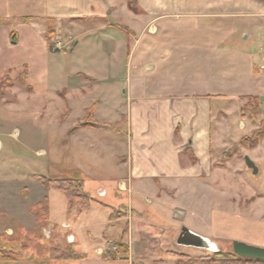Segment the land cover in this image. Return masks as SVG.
Masks as SVG:
<instances>
[{"label":"crops","instance_id":"1","mask_svg":"<svg viewBox=\"0 0 264 264\" xmlns=\"http://www.w3.org/2000/svg\"><path fill=\"white\" fill-rule=\"evenodd\" d=\"M249 97L260 99L264 119V0H137L136 10L128 0H0V133L30 151V130L8 118L31 112L20 102L40 101L46 126H60L75 148L87 138L101 161V146L117 157L119 188L129 192L125 217L112 220L109 206L96 199L89 210H75V221H62L75 232L54 237L49 205L52 192L61 191L46 187L40 173L26 181L0 169V252L11 257L0 253V264H142L125 241L128 252L102 255L110 228L150 206L187 222L191 208L176 200L185 193L197 200L218 178L216 149L232 134L245 135L240 108ZM75 98L82 100L81 118L73 122ZM54 103L57 110L49 108ZM88 110L93 121L117 128L80 126ZM7 155L17 154L8 147L0 159ZM95 184L97 196L107 197L105 181ZM63 209L74 213L68 198ZM222 209L209 208L217 237L234 241L225 230L241 225L264 235L255 217ZM87 212L96 219L80 239ZM124 228L131 231L130 222ZM249 239L239 241L264 244ZM62 245L78 256L53 259L52 248ZM170 263L200 264L178 256L155 260Z\"/></svg>","mask_w":264,"mask_h":264},{"label":"rangeland","instance_id":"2","mask_svg":"<svg viewBox=\"0 0 264 264\" xmlns=\"http://www.w3.org/2000/svg\"><path fill=\"white\" fill-rule=\"evenodd\" d=\"M4 83H8V81L5 80ZM11 83L12 81L10 80ZM86 98L87 95L84 101H87ZM80 101L82 100L75 98L76 108L72 116L73 122L77 118H81L79 113L81 107L79 105ZM20 103L25 109L24 112H27V107H30L31 112L24 116L16 115L14 118L9 117L8 119L14 122L23 132L26 129L30 130L31 144L33 146L29 151L24 146H21L19 142L17 143L14 139H10L0 133V141L4 144V150L0 152V156L8 147L17 154L16 156L7 155L2 157L0 159V169L10 174L18 175L21 179L25 178L26 181L31 180L32 173H40L46 178L52 179H69L80 176L84 179V182L80 184L83 192L93 197L95 201L98 199L102 203H105L107 207L109 206L111 209L108 212L109 215L112 216L114 214L116 218L125 217L128 214V210L125 207L128 203L129 192L119 188L121 178L117 177L119 173L116 172L117 165L115 160H117V157L115 159V156H110L107 151L104 152L105 150L101 146L97 150L101 154L104 153L103 155L106 159L105 162L101 161L93 153L96 148L89 147L87 138L84 140L86 144L83 147H80V149L75 148L69 136L64 137V132H62L60 126L57 128L50 126L48 128L46 126V116H40V101L25 105L23 102ZM248 104L249 106L244 108ZM49 106V108L57 110L55 103ZM54 113L55 111H53V118H60L61 113L56 116ZM240 113L245 118H248L244 121L248 123V129L244 136L241 135L240 139L236 138L238 134H232V136L227 137V143L216 149V162L219 167V170H217L218 178L209 180L211 186L207 189L206 194H202L197 200L191 202L186 193L179 196L176 200V203L179 202V204L186 202L187 206L191 208L190 213L192 214L190 219L185 223L179 219L174 220L171 212L168 213L166 210L161 209L155 213V207L147 205L150 207L146 206V210L140 211L141 213H135L133 219H125L118 222L117 224L122 227H120L121 230L117 227V229L112 228L111 231L110 228L109 234H107L109 237H106V240H104L105 246L102 245L105 248L102 253L104 257H111V254L114 252L119 253L120 250H126L127 245L125 242H128L133 247L137 263L155 264V260H165L178 256L192 263L211 264L214 252H217L218 248L226 252H234L233 242L235 240L243 238L248 240L250 238V241L264 242L263 230L257 226L255 230L253 229L254 231L242 225L240 228L232 226L231 231H225L227 233L233 232L237 238L234 241H228L225 237H217V232L211 225V217L213 215L209 212V208L212 206L221 207L223 211L239 208L242 214L248 213L252 217H255L257 223H264V119L261 112L257 110L254 100L243 99ZM109 117L114 119L112 115H109ZM49 123H54L50 120V116ZM244 127L242 126V128ZM257 133H259V137L254 135ZM45 134L47 139H45ZM245 137L247 139H244ZM40 149H44L47 154H38L37 151ZM246 156H249L256 163L259 168L258 173L254 174L253 170L247 166L245 161ZM98 180L105 181L108 193L107 197H98L95 190H92L96 188L95 181ZM52 196V205H49V207L53 208L51 212V225H55L54 237L70 235L74 228H72L70 222H63L70 225L68 228H63L62 221H75L76 215L74 214H77L75 210H79V208L78 206L71 208L74 209V213L72 212L73 214L67 215L63 211V205L67 201L66 196L58 191L52 192ZM180 207L184 208L183 205ZM44 208L40 210V213L43 212L44 214ZM80 219L79 223L83 226L81 231L79 230L77 233L81 236L80 239H85V236L89 233V231L85 230L86 225H90V222H93L96 218L91 215V212H87ZM129 222L131 231L128 228L127 232H125L124 225H129ZM183 226L191 227L207 235L209 238L215 237L219 241L217 243L214 242L216 246L213 249L179 244L178 238ZM91 227L93 228L90 230L94 232L93 236H95L94 225ZM100 229L96 233H100ZM248 243L264 247V244ZM6 255H9L8 252H6ZM249 261V258L242 257L243 264H253Z\"/></svg>","mask_w":264,"mask_h":264},{"label":"trees","instance_id":"3","mask_svg":"<svg viewBox=\"0 0 264 264\" xmlns=\"http://www.w3.org/2000/svg\"><path fill=\"white\" fill-rule=\"evenodd\" d=\"M128 1H129V6L133 10H136L137 0H128ZM52 34H53V26L50 25V27H49V38L50 39L52 37ZM248 99L254 100V103L256 104L257 110H259V112H261L260 99L255 98V97H249ZM248 106H249V104L247 106H245L244 108H246ZM91 118H92V110H88L86 120L84 122L80 123V126L96 127V128H101V129H116L117 128V126H113L111 124H100L98 122L93 121ZM263 123H264V121H263ZM258 134L259 133L254 134V135H257V137H259ZM244 139H247V138L245 137ZM40 179L46 187H48L50 189L54 188V189H57V190L63 192L69 200V207L70 208H74L75 206H78L79 210L82 212L85 210H89L91 208L93 202L95 201V199L93 197L88 195L86 192L82 191L80 184L84 182V179L80 176L71 177L69 179H67V178L52 179V178H46L45 176H41ZM111 219L114 220L117 218L115 217L114 214H112ZM124 231L127 232V228H125ZM120 251H122V250H120ZM123 251L128 252V246H127L126 250H123ZM0 253H1L2 259H6V258L10 259L11 258V257H9V255H6V252H4V251H2ZM51 255H52L53 259L61 258V257L66 258V257L78 256V254L74 251V249L70 245H65V246L60 247V248H58V247L52 248ZM116 256H117V253L114 252L111 254L110 258H116ZM243 258H246V257H243ZM211 261H212L211 264H243L241 256L237 255L234 252H226L223 250L214 252V257ZM249 262L253 263V264H264V260H260V259H250Z\"/></svg>","mask_w":264,"mask_h":264},{"label":"water","instance_id":"4","mask_svg":"<svg viewBox=\"0 0 264 264\" xmlns=\"http://www.w3.org/2000/svg\"><path fill=\"white\" fill-rule=\"evenodd\" d=\"M245 161L247 166L253 170L254 174L258 173V166L249 156L245 157ZM69 241H73V236H69ZM178 243L182 245H193L197 247H207L211 249H213L212 244L215 245V243L211 239L205 238L204 236L193 232L187 226L182 227L181 233L178 238ZM233 249L234 252L239 256L250 259L264 260V247H259L243 241L235 240L233 242ZM216 251H221V249L218 248V250Z\"/></svg>","mask_w":264,"mask_h":264},{"label":"built area","instance_id":"5","mask_svg":"<svg viewBox=\"0 0 264 264\" xmlns=\"http://www.w3.org/2000/svg\"><path fill=\"white\" fill-rule=\"evenodd\" d=\"M69 226H70V225L67 224V223H63V224H62V227H63V228H68Z\"/></svg>","mask_w":264,"mask_h":264},{"label":"flooded vegetation","instance_id":"6","mask_svg":"<svg viewBox=\"0 0 264 264\" xmlns=\"http://www.w3.org/2000/svg\"><path fill=\"white\" fill-rule=\"evenodd\" d=\"M212 246H213V247H215V245H214V244H212ZM234 253H235V252H234ZM241 257H242V256H241Z\"/></svg>","mask_w":264,"mask_h":264}]
</instances>
